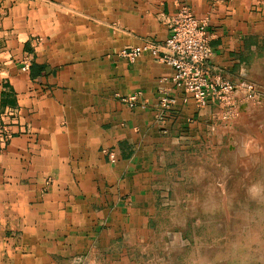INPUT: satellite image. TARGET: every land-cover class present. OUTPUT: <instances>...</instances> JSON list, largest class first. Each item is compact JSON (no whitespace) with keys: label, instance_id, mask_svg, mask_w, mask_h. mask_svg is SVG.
<instances>
[{"label":"crops","instance_id":"crops-1","mask_svg":"<svg viewBox=\"0 0 264 264\" xmlns=\"http://www.w3.org/2000/svg\"><path fill=\"white\" fill-rule=\"evenodd\" d=\"M185 7L231 106L185 101L149 51L120 55L163 45ZM252 82L264 87V0H0V264H178L193 236L179 226L199 224L179 214L205 192L192 177L231 142L225 110L251 114L233 104Z\"/></svg>","mask_w":264,"mask_h":264},{"label":"rangeland","instance_id":"rangeland-1","mask_svg":"<svg viewBox=\"0 0 264 264\" xmlns=\"http://www.w3.org/2000/svg\"><path fill=\"white\" fill-rule=\"evenodd\" d=\"M246 92L233 105H251V114L225 110L231 142L225 138L220 154L210 149L209 164L192 177L205 192L193 193L196 207L179 214L199 224L179 226L193 236L177 251L178 264H264V87L252 82Z\"/></svg>","mask_w":264,"mask_h":264},{"label":"built area","instance_id":"built-area-1","mask_svg":"<svg viewBox=\"0 0 264 264\" xmlns=\"http://www.w3.org/2000/svg\"><path fill=\"white\" fill-rule=\"evenodd\" d=\"M143 51H149L158 61L174 70L173 82L183 89L185 101L192 98L198 108L210 102L225 107L232 104L235 87L229 81L213 76L208 66L212 53L207 24L198 20L189 8L181 9L173 20L170 35L163 45L149 42L142 49H126L121 56L134 62ZM30 67L31 60L25 58L22 71L28 72ZM123 101L130 105L136 102L133 97L123 98ZM173 103L174 100L169 97L161 98V119H164Z\"/></svg>","mask_w":264,"mask_h":264}]
</instances>
